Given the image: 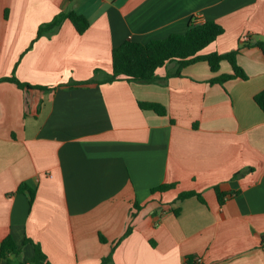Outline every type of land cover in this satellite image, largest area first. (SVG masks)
I'll list each match as a JSON object with an SVG mask.
<instances>
[{
    "label": "crops",
    "instance_id": "obj_1",
    "mask_svg": "<svg viewBox=\"0 0 264 264\" xmlns=\"http://www.w3.org/2000/svg\"><path fill=\"white\" fill-rule=\"evenodd\" d=\"M69 12L88 19L84 34ZM207 21L224 33L201 54L239 50L245 80L213 83L233 74L223 61L216 73L167 63L155 84L104 82L126 41ZM258 43L264 0H0V80L31 86L0 82V244L21 250L11 264L34 257L26 239L50 264H101L111 252V264H264Z\"/></svg>",
    "mask_w": 264,
    "mask_h": 264
},
{
    "label": "trees",
    "instance_id": "obj_2",
    "mask_svg": "<svg viewBox=\"0 0 264 264\" xmlns=\"http://www.w3.org/2000/svg\"><path fill=\"white\" fill-rule=\"evenodd\" d=\"M63 18H67L75 27L79 34H84L90 27L88 19L76 12H69ZM62 18L58 17L56 21L48 26L42 27L39 31L41 36L46 32H51L57 29ZM224 33L221 25L214 21H207L204 23H193L188 28L185 34H173L165 39L153 40L148 43H140L128 40L121 46L113 49L112 51V73L104 82H115L118 80H125L138 84H155L158 83L157 70L164 67L167 63L177 62L179 69L206 62L211 71L216 73L220 70L221 63L227 61L233 70L231 75H222L212 80L213 83L223 84L231 79H246L247 76L239 66L237 56L239 50L232 51L226 54H208L202 55L201 52L210 44L215 42ZM260 48H264V43L255 44ZM7 81L16 84L19 88H31V86L21 83L15 77L1 79L0 82ZM255 102L259 108L264 112V91L255 97ZM142 110H151L160 116L166 115V108L156 103H139ZM175 187L174 184H166L152 190V192L160 191L165 192ZM28 187L24 184L19 188V191H26ZM197 196L201 201V195L195 192H186L180 195V199H186ZM134 216V215H133ZM132 229L128 228L124 237L130 235ZM101 242L105 243L104 237L100 238ZM33 244L35 255L33 258L21 264H50L46 255L42 252L38 244H34L31 240L26 239L24 244ZM21 250L17 247L13 238L8 237L0 244V264L9 261L10 255H19ZM112 253L102 260L101 264L112 263ZM187 264H196L194 257H188Z\"/></svg>",
    "mask_w": 264,
    "mask_h": 264
},
{
    "label": "built area",
    "instance_id": "obj_3",
    "mask_svg": "<svg viewBox=\"0 0 264 264\" xmlns=\"http://www.w3.org/2000/svg\"><path fill=\"white\" fill-rule=\"evenodd\" d=\"M201 23H202V22H201ZM247 40H248V37H245V38H244V41H247Z\"/></svg>",
    "mask_w": 264,
    "mask_h": 264
}]
</instances>
